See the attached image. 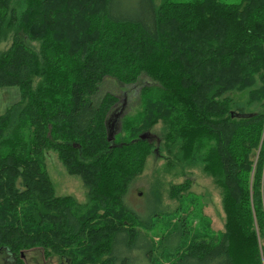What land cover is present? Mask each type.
Returning <instances> with one entry per match:
<instances>
[{"label": "trees", "instance_id": "trees-1", "mask_svg": "<svg viewBox=\"0 0 264 264\" xmlns=\"http://www.w3.org/2000/svg\"><path fill=\"white\" fill-rule=\"evenodd\" d=\"M9 36L0 88L19 86L22 100L0 116V251L51 255L89 219L99 231L109 217L122 228L95 243L78 238L62 259L126 264L115 256L119 245L131 250L145 238L150 264L156 251L173 264H264V149L255 163L264 111L237 112L227 94L251 89L249 103L264 108V0H0V45ZM144 75L154 83L141 86V108L123 121L126 135L110 140L120 100L114 92L98 98L101 84L134 85ZM50 150L83 180L86 211L55 194ZM153 153L183 154L220 173L227 219L219 239L195 233L183 204L170 212L157 185L145 219L130 206ZM188 187L172 184L171 198ZM167 217L176 221L156 242L140 228L155 232Z\"/></svg>", "mask_w": 264, "mask_h": 264}, {"label": "rangeland", "instance_id": "rangeland-1", "mask_svg": "<svg viewBox=\"0 0 264 264\" xmlns=\"http://www.w3.org/2000/svg\"><path fill=\"white\" fill-rule=\"evenodd\" d=\"M188 1V0H182ZM228 3H239L242 0H222ZM12 38L9 36L0 45V51H5L11 45ZM154 81L149 76H143L140 81L134 85H125L117 82L112 78H106L101 84L98 98L102 97L107 92H114L119 97V104L117 106V115L112 118V133L114 138H118L120 134L126 135L127 131L123 130V121L126 118L134 116L141 108V86L153 84ZM260 83L257 84L258 87ZM254 89V87H253ZM252 89V90H253ZM251 89L243 91H231L227 94L233 99V106L237 112H258L264 111L259 101L255 100L249 103L251 97ZM22 100L21 88L17 85L4 86L0 88V116L6 114L9 108L19 103ZM162 125L159 123L151 130L154 139L157 140L161 135ZM206 147H208L206 145ZM260 149H264V127L260 139V146L256 149L255 163L258 159ZM165 153V151H164ZM170 154L165 156L158 154H151L147 160L145 169L140 176L135 180L132 185L131 191L128 194V203L131 207L136 209L140 215L147 217L149 214L150 200L153 197L151 191L155 185L160 187L162 191V200L169 206L170 212H175L180 204H183V212L190 216V225L195 233L199 235L207 234L210 238L219 239L226 228V209L224 207V190L221 184L220 173H209L205 168V162L198 160L193 163L190 160H184L183 154L179 157L172 156L167 158ZM182 158V159H181ZM45 167L50 175L55 188V194L59 196H72L77 206L82 207L86 211L87 207L91 205L88 189L83 180L68 172L55 151L45 152ZM174 185L186 184L189 186L184 192L179 191L176 196L179 198H171L170 188ZM179 190V189H178ZM177 213V212H176ZM105 218V219H104ZM108 226L99 231L94 229L98 221L96 219H89L83 227V232L80 236L70 239H61L57 246L56 252L51 255H45L42 248H35L26 252L22 259L16 258L8 251H0V264H68L65 259L60 256L69 247L73 246L80 237H84L88 242L95 243L102 237L111 236L114 231L122 228V226L115 220L109 217H104ZM145 219V218H144ZM157 221V220H156ZM176 219L169 221V218H163L157 221V230L155 232L143 230L149 239L153 238L156 242L159 238L156 233L166 231V228H172L170 224L175 223ZM130 228V227H129ZM132 237L131 242L134 240L135 229L130 228ZM193 232V233H194ZM264 242V241H262ZM148 243V242H147ZM119 245V243H118ZM264 246V243H263ZM120 249L115 251V256L118 261L124 260L126 264H150L149 255L146 251L149 247L146 246V239L141 238L138 245L134 249H127L119 245ZM162 252V251H161ZM161 252H155L157 257V264H173L174 258L170 256H162ZM120 262H118L119 264ZM93 264V263H88ZM192 264V263H190Z\"/></svg>", "mask_w": 264, "mask_h": 264}, {"label": "water", "instance_id": "water-1", "mask_svg": "<svg viewBox=\"0 0 264 264\" xmlns=\"http://www.w3.org/2000/svg\"><path fill=\"white\" fill-rule=\"evenodd\" d=\"M116 116H118V115H116ZM112 123L110 122V130H109V139L110 140H113L114 139V134L112 133ZM141 139H149V134L147 133H144V134H142L141 135V137H140Z\"/></svg>", "mask_w": 264, "mask_h": 264}, {"label": "flooded vegetation", "instance_id": "flooded-vegetation-1", "mask_svg": "<svg viewBox=\"0 0 264 264\" xmlns=\"http://www.w3.org/2000/svg\"><path fill=\"white\" fill-rule=\"evenodd\" d=\"M117 115V112L116 113H114L113 115H112V117L110 118V121L112 120V118L113 117H115Z\"/></svg>", "mask_w": 264, "mask_h": 264}]
</instances>
